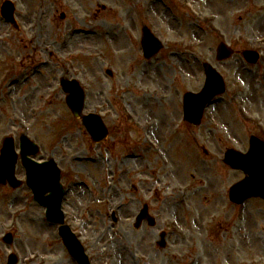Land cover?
<instances>
[{"label":"rangeland","instance_id":"obj_1","mask_svg":"<svg viewBox=\"0 0 264 264\" xmlns=\"http://www.w3.org/2000/svg\"><path fill=\"white\" fill-rule=\"evenodd\" d=\"M151 1L14 0L21 30L0 19V81L7 71L9 79L39 72L16 89V107L0 105V146L13 137L18 148L24 133L41 147L37 160L56 161L62 183L75 187L66 198L67 221L90 244L93 264H264V202L232 205L230 189L247 177L223 164L226 150L246 153L252 136L264 140V56L257 66L241 56L245 50L264 55V0H190L197 7L189 15L174 0L149 8ZM147 8L150 18L144 16ZM145 23L165 45L153 62L142 54ZM69 34L75 36L65 42ZM222 43L236 56L219 63ZM65 59L75 68L60 63ZM207 63L223 75L227 93L195 129L183 122L182 99L203 89ZM62 78L79 80L88 92L84 113L102 116L111 132L106 144H92L73 118ZM118 95L120 107H130L142 125L153 126L162 157L145 152L144 131L125 120ZM131 152L138 157L129 162L125 157ZM124 170L130 173L119 183L116 175ZM18 173L25 180L21 162ZM77 182L84 186L78 188ZM170 184L188 189L183 207L170 195ZM126 201L132 204L123 207L115 224L113 208ZM139 202L150 204L156 228L135 229ZM175 225L180 234L174 233ZM5 232L22 242L24 259L38 252L36 264H57L62 257L64 264H75L26 187L17 192L0 187V235ZM164 232L169 234L165 249L158 246ZM0 248H5L1 239Z\"/></svg>","mask_w":264,"mask_h":264},{"label":"water","instance_id":"obj_2","mask_svg":"<svg viewBox=\"0 0 264 264\" xmlns=\"http://www.w3.org/2000/svg\"><path fill=\"white\" fill-rule=\"evenodd\" d=\"M12 6L6 4L4 7V13H12ZM145 53L147 57H151L158 53L161 49L159 42H153L152 37L146 34L145 38ZM233 56V52L225 45H221L219 48L218 60L223 61ZM245 59L252 64L258 61V55L256 53H245ZM207 83L202 93L187 94L185 96V120L193 125L199 126L203 117V111L212 99L225 92V85L222 77L212 69L209 65L205 66ZM65 89L71 94L69 98V106L73 110L77 118L81 115L83 108L81 91L74 85L64 84ZM84 122L89 132L93 136V140L101 142L106 139L108 132L99 118L88 117L84 118ZM24 150V159L28 152L26 149L32 150L33 155L38 153L37 148L31 144L27 139H23L22 144ZM17 158L14 152V144L12 141H8L1 159V181L4 183L6 179H14L15 164ZM225 163L231 166L235 170H243L250 175V179L245 183L237 186L233 190L232 200L236 203L240 202L245 196L241 195L252 184L253 176H263L264 172V144L256 138L251 139V151L249 155L244 156L235 151H228L226 154ZM29 171V187L34 190L36 199L42 204L49 207V220L54 221L57 224H62V218L60 214V205L64 195V191L60 185V172L57 169L55 163L45 165H35L26 162ZM256 182L253 184L255 185ZM49 194L50 196L46 197ZM145 216V214H144ZM66 244L71 253L73 248L75 250V257L80 259L82 256L77 253L76 242L72 239L73 236L70 233L63 234ZM70 239V240H69ZM76 247V248H75Z\"/></svg>","mask_w":264,"mask_h":264}]
</instances>
